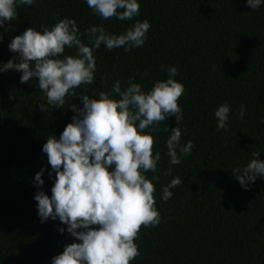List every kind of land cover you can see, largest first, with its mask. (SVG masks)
<instances>
[{
    "label": "trees",
    "instance_id": "obj_1",
    "mask_svg": "<svg viewBox=\"0 0 264 264\" xmlns=\"http://www.w3.org/2000/svg\"><path fill=\"white\" fill-rule=\"evenodd\" d=\"M139 4V15L131 20H102L85 0H35L20 5L15 19L0 26L4 63L9 58L15 62L16 54L8 48L11 38L30 26L39 30L69 17L90 44L84 30L92 25L119 34L137 19L150 22L142 47L109 50L102 43L95 49L93 83L75 88L62 107L41 109L46 101L38 78L21 83L20 70L0 72V264H51L77 239L58 218L41 222L34 199L38 190L51 195L55 172L42 145L51 134L58 138L77 114L68 103L82 107L80 94L107 91L115 80L123 88L131 78L148 90L155 80L167 78L168 66L177 67L175 78L184 85L178 98L180 143L191 140L192 151L179 164H169L165 140L176 126L175 114L159 123L153 153L159 150L161 158L156 172L149 170L146 177H158L152 182L160 221L141 225L135 238L139 255L130 264H264V178L244 188L231 171L248 162L253 151L264 150L259 120L264 117V4L254 10L245 0ZM74 52L65 49V54ZM225 100L232 109L229 121L216 130L213 113ZM241 104L243 118L235 115ZM258 158L264 160V151ZM41 167L43 183L37 186L34 175ZM176 176L182 182L170 189L169 199H161L163 186Z\"/></svg>",
    "mask_w": 264,
    "mask_h": 264
},
{
    "label": "clouds",
    "instance_id": "obj_2",
    "mask_svg": "<svg viewBox=\"0 0 264 264\" xmlns=\"http://www.w3.org/2000/svg\"><path fill=\"white\" fill-rule=\"evenodd\" d=\"M34 3L35 0H0V26L15 19L20 5ZM85 3L102 20L111 17L131 20L139 15V0H85ZM245 3L254 10L264 0H245ZM149 27L147 19H137L116 34L95 24L84 30L90 41L86 44L77 22L69 17L39 30L30 26L9 41L8 48L16 54L15 62L9 58L0 63V72L20 70L21 83L38 78L37 86L46 101L40 104L41 109L59 108L65 105L66 95H74L75 88L93 83L95 49L102 43L109 50L142 47ZM66 48H75L74 54H65ZM166 71L167 78L155 80L148 90L130 78L123 88L115 80L107 91L94 96L80 94L82 107L68 103L77 114L58 138L51 134L43 143L42 151L47 154L55 179L50 196L43 190L35 193L37 215L41 222L58 218L66 224L67 232L77 238L54 255L51 264H130L139 255L135 238L141 225L159 223L152 182L158 177H146L149 170L156 172L161 158L159 150L153 153V137L159 131V123L175 114L176 126L165 140L169 164H179L192 151L191 140L180 143L178 125L182 114L178 98L185 91L184 85L175 78L176 66H168ZM231 110L227 100L215 108L216 130L227 127ZM244 113L245 106L241 104L235 115L243 118ZM259 120L264 123V117ZM165 131H169L168 125ZM260 151L264 150L253 151L248 162L231 169L244 188L258 177L264 178V160L258 158ZM44 171L41 167L34 175L37 186L43 183ZM181 182L180 177H173L163 186L161 199H169L170 189Z\"/></svg>",
    "mask_w": 264,
    "mask_h": 264
}]
</instances>
